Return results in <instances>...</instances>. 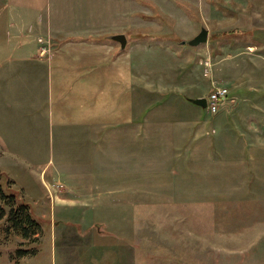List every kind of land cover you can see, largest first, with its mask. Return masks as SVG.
Wrapping results in <instances>:
<instances>
[{"label": "rangeland", "instance_id": "374dc122", "mask_svg": "<svg viewBox=\"0 0 264 264\" xmlns=\"http://www.w3.org/2000/svg\"><path fill=\"white\" fill-rule=\"evenodd\" d=\"M91 3L101 5L102 42L110 45L108 36L123 34V49L112 44L116 53L128 54L132 67L148 62L138 75L154 80L155 98L164 91L206 98L213 87L230 95L213 114L182 101L178 116V109L149 114L152 124L140 136L102 135L101 174L96 162L72 170L50 153L35 158L32 127L6 131L7 142L21 153L0 152V173L10 183L7 191L29 206L40 232L37 243L27 245L8 235L1 220L0 264H80L82 258L81 264H264V168L243 171L229 159H216L232 150L226 131L242 124L240 117L221 120L230 96L236 101L232 111L250 98V89L264 92V0ZM80 14L86 26L88 16ZM200 28L207 30L205 44H180ZM6 99L21 97L7 86L0 91V101ZM183 117L201 124L212 154L193 135L197 123H184L181 132ZM164 120L174 140L167 138ZM29 247H35L34 256H15L17 248Z\"/></svg>", "mask_w": 264, "mask_h": 264}, {"label": "crops", "instance_id": "0c3cea01", "mask_svg": "<svg viewBox=\"0 0 264 264\" xmlns=\"http://www.w3.org/2000/svg\"><path fill=\"white\" fill-rule=\"evenodd\" d=\"M83 11L88 16L86 26L80 22ZM47 39L54 48L41 54L39 48ZM103 40L101 5L91 0H0V91L8 86L21 97L0 101L1 153H21L7 142L6 131L20 129L23 133L32 127L31 154L35 158L50 153L57 165L68 163L72 170L96 162L101 174V143L106 137L102 135L123 131L140 136L152 124L149 114L158 115L156 109H178L177 116L179 110H185L182 92L164 91L155 98L154 80L148 77L143 81L138 75L148 62L132 67L128 54L116 53L115 43L106 45ZM25 89L28 94H23ZM249 93L250 98H242L232 111L236 101L230 96L226 104L230 109H225L221 120L224 124L240 117L242 124L234 133L226 131L232 150L226 158L218 154L216 159L223 163L229 159L243 171L253 172V166L264 168V92L253 88ZM27 113L32 118L28 119ZM184 118L178 126L181 132L186 131L184 123H197L193 135L206 141L205 149L210 151L212 143L202 136L201 124ZM169 126L167 138L174 140L175 132L172 134ZM53 172L56 175L58 168ZM81 260L77 262L81 264Z\"/></svg>", "mask_w": 264, "mask_h": 264}, {"label": "trees", "instance_id": "16d2710c", "mask_svg": "<svg viewBox=\"0 0 264 264\" xmlns=\"http://www.w3.org/2000/svg\"><path fill=\"white\" fill-rule=\"evenodd\" d=\"M9 184L0 173V221L4 222V231L8 235L19 237L27 245H34L38 241L40 224L29 206L16 199L15 194L7 191ZM35 254V247L15 250V256L18 258L31 257Z\"/></svg>", "mask_w": 264, "mask_h": 264}, {"label": "water", "instance_id": "95a60500", "mask_svg": "<svg viewBox=\"0 0 264 264\" xmlns=\"http://www.w3.org/2000/svg\"><path fill=\"white\" fill-rule=\"evenodd\" d=\"M107 39L117 43L120 50L123 49L126 45V39L123 34L110 35L107 37ZM206 40H207V30L204 28H200L198 33L194 37H192L190 40H187L186 42L181 41L180 44L181 45L186 44L189 47H197L200 44H205ZM185 101L201 109L205 108L204 97L185 98Z\"/></svg>", "mask_w": 264, "mask_h": 264}, {"label": "built area", "instance_id": "2783aa9c", "mask_svg": "<svg viewBox=\"0 0 264 264\" xmlns=\"http://www.w3.org/2000/svg\"><path fill=\"white\" fill-rule=\"evenodd\" d=\"M48 42H46V45L41 46L39 48V52L41 54H45L48 51ZM227 94V90L222 87H213L212 90L207 94L205 98V109L207 112L213 114L216 113L219 109V102L224 98V96Z\"/></svg>", "mask_w": 264, "mask_h": 264}]
</instances>
